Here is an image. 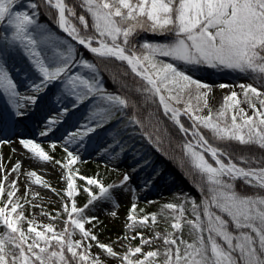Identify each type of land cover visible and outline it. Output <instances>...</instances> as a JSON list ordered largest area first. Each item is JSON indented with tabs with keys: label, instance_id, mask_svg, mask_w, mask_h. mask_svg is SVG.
Segmentation results:
<instances>
[{
	"label": "snow or ice",
	"instance_id": "1",
	"mask_svg": "<svg viewBox=\"0 0 264 264\" xmlns=\"http://www.w3.org/2000/svg\"><path fill=\"white\" fill-rule=\"evenodd\" d=\"M201 73L249 82L214 85ZM214 87L229 89L215 111ZM144 143L198 198L178 194L138 217V194L167 182ZM2 145L55 163L67 184L51 189L0 154V264H264V0H0ZM85 154L117 179L80 173ZM31 184L55 192L62 211L43 210ZM129 196L128 230L104 243L97 213L117 217ZM29 205L51 221L66 215L62 230L28 218ZM158 217L163 232L128 235Z\"/></svg>",
	"mask_w": 264,
	"mask_h": 264
},
{
	"label": "rangeland",
	"instance_id": "2",
	"mask_svg": "<svg viewBox=\"0 0 264 264\" xmlns=\"http://www.w3.org/2000/svg\"><path fill=\"white\" fill-rule=\"evenodd\" d=\"M202 76V78L214 85H218L219 83H228V84H237L236 82L225 79V80H218L215 78V74L209 75L207 73H201L199 74ZM243 82H249L247 80H244ZM238 93L240 92V89L237 87L234 89ZM229 92V89H220L219 87H214L212 94L209 99L210 106L215 111L219 109V107L222 105L223 97L226 93ZM246 107V106H245ZM207 114V113H205ZM44 141V140H43ZM47 145L43 147L47 150L48 149V142L44 141ZM17 149L16 154H13L11 151V148L8 145H2L0 146V154H2L4 162L8 165L9 168H11L12 165H14L18 160L22 162V169L21 172L26 171H36L37 174L45 181H47L51 185V189H55L58 192L63 193L66 190V184L67 181L65 179V174H62L64 170H62L58 165L55 163H44L39 162L38 160H30L28 156L22 155L21 153L25 150L21 149L19 145H14ZM51 155H54L57 159L60 158L61 152L58 153V155L54 153H50ZM31 154H29L30 156ZM9 158H11V163H8ZM95 160L101 161L99 157H96ZM76 168H79L80 173L89 176L88 172V166L86 165H78ZM96 169H99V167H96ZM31 183L30 179L24 175L20 176V189L21 194L25 191L26 185ZM84 182L77 180V186L78 189L80 188V185H82ZM49 188L41 187L40 185L31 184V190L33 193H38L37 200L35 203L38 205H42L43 210L46 212L52 213L55 215L57 212L62 211L63 202L60 200V197L56 195L55 192H53ZM79 199H77L79 205L80 199L84 198V196H78ZM182 197V195H181ZM31 198V197H29ZM67 199V197H65ZM130 200L128 197L122 198L120 201L119 208L115 209L118 213L117 217H111L109 215H106L105 213L108 211V209L105 210L104 213H97L100 216V220L103 222L98 228L97 232L99 234L100 240H102L106 244H111L113 241L117 240L119 237L123 236L125 231H127V225L131 222L127 220V216L129 214V211H127V205L130 204ZM42 208L40 206L33 209L30 205L27 206V212L26 215L28 218H35L36 222L39 224H47V223H55L57 226V231L62 230L64 227L63 221L66 219V215L62 216L60 219H57L55 221H51L47 215H41ZM33 213H35V216L33 217ZM144 215H138L139 218H142ZM159 223L154 227H148L146 229H140L137 228L136 232L133 233L131 231H128V235H139L141 231H143L144 235L146 237H152L156 231L163 232L165 227L167 226V223L163 220V217H158ZM149 223H151L149 221ZM87 227V226H86ZM78 231V230H77ZM185 239H188L187 231L185 230ZM121 243H127L126 241H121ZM134 245L138 244L139 241H133ZM160 247L161 249L164 247L161 241H156V245ZM155 246L153 250H155ZM147 248V246H146ZM116 250L120 251L121 249L119 246H116ZM98 250L93 249V254H95Z\"/></svg>",
	"mask_w": 264,
	"mask_h": 264
},
{
	"label": "trees",
	"instance_id": "3",
	"mask_svg": "<svg viewBox=\"0 0 264 264\" xmlns=\"http://www.w3.org/2000/svg\"><path fill=\"white\" fill-rule=\"evenodd\" d=\"M69 2H71V0H69ZM155 38L162 39V37H155ZM148 39H154V37L149 35ZM215 78L218 80L229 79V80L236 82L237 84L246 80L243 77H239L233 74H224V75L215 74ZM165 123L169 131L172 133V135L176 136V130L172 128L171 124L167 121ZM36 139L39 142H41V144L44 147L47 145L43 141V138L37 137ZM137 140L139 141V137L137 138ZM138 146H140L139 143H138ZM143 148L146 149L148 152H151L155 160V163L165 170L167 182L161 181L150 192L146 194L144 193L138 194L139 199L137 201V215H141L143 213H158L160 211L162 204L166 202H179L176 199L178 194L180 195L190 194L198 198V192L196 188L191 184L189 179L185 178L184 174L181 172L179 168L176 167V165L173 162L167 160L164 156L156 153L149 145H147V143L143 144ZM59 152L61 151L58 147L54 154L58 155ZM96 157L98 156L85 154L83 157L85 162L78 163L74 167L81 165V164L82 165L87 164V166L89 167L88 168L89 177H92L96 173H99L101 177L106 178L108 181L116 180L118 177V174L115 172H109L105 168L104 160H101V161L95 160ZM96 167H99V169H96ZM128 198L131 202L129 205H127V211L130 210L131 204H132L131 197L129 196ZM76 199H79V197L77 196ZM146 201H151V203H146ZM83 203H84V198L80 199L81 206L83 205ZM141 209L144 211L141 212L140 211Z\"/></svg>",
	"mask_w": 264,
	"mask_h": 264
}]
</instances>
